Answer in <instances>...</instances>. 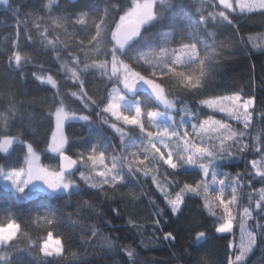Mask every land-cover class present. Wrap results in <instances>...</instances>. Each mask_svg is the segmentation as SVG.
<instances>
[{"label":"snow or ice","instance_id":"1","mask_svg":"<svg viewBox=\"0 0 264 264\" xmlns=\"http://www.w3.org/2000/svg\"><path fill=\"white\" fill-rule=\"evenodd\" d=\"M0 5L8 7L18 18L16 31L9 37V68L17 72L19 81L32 79L46 86L43 91L52 93L49 110L41 117L47 127L38 136L21 140L25 134L16 127L15 120L11 124L6 122L0 129V179L9 183L20 198L31 197L34 190L70 194L82 185L95 190L97 196L107 197L108 189L118 190L128 186L130 180L140 183V176H150L170 209L166 212L150 198L155 209L151 215L156 217L152 220V236L156 241H166L175 247L178 234L163 230L160 217L182 216L187 207L186 197L190 198L191 194L202 199L201 209L213 218L214 233L225 241V253L222 261L207 258V253L197 247L208 239L206 225L193 219L186 225L190 242L184 249L185 264H255L251 257L257 246L264 252V128L255 136L246 130L264 122V100L253 93L251 84L248 92L242 88L223 92L209 90L213 77L207 62L215 57L218 47H228V44L246 54L253 50L264 52V0H209L208 7L213 11H206L204 0H200L191 7L195 8L203 39L191 33L178 40L170 39L167 34L154 36L131 57L125 54L126 48L142 36L146 25L163 16L162 6L170 7L171 0H105L99 14L81 10L69 16L52 15L60 3L48 0L43 5L48 9L47 16L36 11L24 13L32 17L41 42L54 51L59 62L56 71L63 70L70 87L77 89L70 96L82 105L80 112L66 106L60 81L54 74H46L51 68L45 70L40 64L38 69L33 66L30 73L23 70L30 57L21 50V9L13 8L10 0H0ZM241 20L258 23L261 30L246 29L240 25ZM217 21L231 29L228 44L218 42L217 33L209 30ZM49 26L62 30L66 39H73L74 46L61 40L60 35L49 39L52 35ZM77 26L85 34L78 36ZM27 27L25 21L24 30ZM32 40L29 33L25 45ZM61 44L68 60L62 59L58 47ZM89 72L98 73L102 78L104 95L90 94L86 80ZM165 78L178 81L194 101L191 108L183 97L164 86ZM140 89L147 92L150 100L136 95ZM39 103H48V97L40 98ZM11 110H15L14 103ZM216 113L224 114L228 120L217 118ZM67 121L84 122L89 128L107 126L118 136L119 143H104L97 138L96 142L69 154L72 140L65 134ZM229 121H235L236 126ZM240 125L242 129L237 127ZM246 136H251L250 141ZM17 142L23 145L22 162L19 157L13 158ZM40 143L45 147L41 149ZM249 153L253 158L246 161L250 166L246 171L217 172L218 161ZM42 155L55 159V165L42 163ZM189 168L198 169L199 174H180L179 170ZM182 176L193 179L188 182ZM242 190L247 192V204L241 210ZM128 195L138 199L130 187ZM88 204L89 201H82V205ZM111 210L116 216L125 214L119 205ZM67 215L71 219L74 214ZM104 215L101 212V217ZM61 219L55 213L37 214L35 222L43 221L51 230L32 239L21 231L15 213L9 212L0 219V264H66L69 258L83 264L69 239L56 232ZM72 223L80 222L73 220ZM102 223L110 224L112 220H102ZM126 223L130 229L143 234L144 225L135 218L129 216ZM80 228L82 239L89 247L100 246L116 254L124 253L127 259L117 264H142L132 244H121L119 238L104 235L96 224L90 227L80 224ZM18 238L27 241L23 248L16 242ZM25 255L30 259H21Z\"/></svg>","mask_w":264,"mask_h":264},{"label":"trees","instance_id":"2","mask_svg":"<svg viewBox=\"0 0 264 264\" xmlns=\"http://www.w3.org/2000/svg\"><path fill=\"white\" fill-rule=\"evenodd\" d=\"M199 2L200 0H171L170 7L168 5L162 6L164 8L163 16L146 25L142 36L126 48L125 54L129 57L135 56L139 50L145 47L146 40H151L154 36L160 37L167 34L170 39L178 40L181 36L187 38L188 34L191 33L203 39L204 33L202 30H198V20L194 15L195 8L191 7L193 3L199 4ZM10 3L13 8L20 7L21 9V17L19 18L20 28L22 29L20 32L21 50L22 54H27L30 57L29 63L23 70L30 73L33 66H37L38 69L40 64L45 66V70L51 68L52 71L50 73L46 72V74H54L60 81L66 106L71 110L80 112L82 105L79 102H74V99L70 96V92L77 89L70 87L71 82L66 78L63 70L56 71L59 68V62L55 60L54 51L41 42L40 34L35 30L32 23V17L24 15V13L36 11L38 15L47 16L48 9L44 8L43 5L47 4L48 0H10ZM59 3L60 7L54 8L52 11L54 16H69L73 12L81 10L99 14L103 11L105 0H59ZM208 3L209 0H204L205 10L213 11L214 9L208 7ZM25 21L28 22L26 30H24ZM17 22L18 18L13 16L12 11L8 7L0 5V129L5 127L6 122L11 124L15 120L16 127L25 134L21 137V140H23L26 137L38 136L41 130L47 127V123L42 121L41 117L49 110L48 105L51 103L52 93L43 91L46 86H41L32 79H27L24 82L19 81L17 72L8 66L7 55L11 47L9 37L16 31ZM36 22L39 23L40 21ZM240 25L257 32L261 30L258 23L253 24L241 20ZM69 27L71 26L69 25ZM209 30L217 33L218 42L228 44L231 31L229 27L217 21L210 25ZM49 31L52 33L49 39L60 35L61 40H64L70 46H74L73 39H66L62 30H55L49 26ZM75 31L78 36L85 34L79 26L76 27ZM29 33L33 40L25 45V37ZM58 47L61 50L62 59L68 60L69 58L62 51L63 44ZM207 63L209 72L213 77L209 90L223 92L224 90L242 88L245 92H248L251 84L253 93L257 95L258 99L264 100V83H262L264 81V52L253 50L250 54H246L242 51H236L231 44H228V47H218L215 57L210 58ZM86 80L90 94L94 96L105 94L104 83L98 73H87ZM9 85H14V87L9 88ZM164 86L174 95L183 97L189 108L193 106L194 101L191 96L182 89L175 78H165ZM136 95L142 99L150 100L147 92L143 89L138 90ZM45 96L48 97V103L40 104V98ZM13 103L15 104L14 111L11 110ZM205 111L209 110L205 109ZM216 115L220 116L217 113ZM220 117L218 118L228 120V117ZM257 121H259L258 114ZM229 122L236 126L235 121ZM237 127L242 129V125ZM262 128H264V122H258L253 129L246 131L251 133V136H255L261 133ZM33 129L36 130L35 133ZM65 134L71 137L72 140L69 154L78 151L82 146L96 142L97 138H100L104 143L114 145L119 143L118 136L112 133L107 126L89 128L84 122L80 121H67ZM251 136H246L245 139L250 141ZM81 138L83 139L81 140ZM14 147L13 158L19 157L22 162L23 145L17 142ZM39 147L42 149L45 145L40 143ZM117 154L119 153L117 152ZM252 158L251 153L247 156L236 155L218 161L216 170L220 174H223V172H244L250 167L246 164V161ZM41 161L53 166L56 163L55 159H47L44 155L41 156ZM179 172L181 175L185 173L188 175L199 174V170L196 168L181 169ZM75 178L78 180V175ZM181 179H187L188 182H191L193 178L182 176ZM129 187L138 199H133L131 195H128ZM256 187L259 188L260 185L257 184ZM189 195L190 198L186 197L187 207L182 216L178 218L176 215H172L170 219L167 215L160 217L162 220L160 227L163 230H173L178 234L175 247H172L166 241L162 243L156 241L152 236V220L156 217L151 215L155 211L151 200H155L157 205L164 208L166 212L170 209H168L156 186L151 183L150 176H140V183L130 180L128 186L118 190L108 189L107 197L102 194L97 196L95 190L82 185V188L73 189L70 194H52L47 191L34 190L31 197L20 198L11 187L6 186L0 180V219L5 218L9 212L15 213L18 222L21 223V231L26 232L32 239H36L38 236L45 235L47 230H51V226L44 225L43 221L35 222L37 214L55 213L56 216L62 218L56 227V232L63 234L62 238L67 237L69 239L72 250L80 254V260L83 261V264H117L119 261L126 260L127 257L124 253L116 254L100 246L89 247L82 239L80 224L88 227L96 224L104 235L114 239L119 238L121 244H132L133 247L137 248L139 253L138 262H142V264H185L187 257L184 249L188 248L190 242L186 225L196 219L206 225L209 234L208 239L202 240L197 247L207 253V258L210 261H222L225 253V241L218 239L219 234L214 233L213 218L208 215L207 210H202L200 207L203 203L202 199ZM240 197L247 200V192L242 190ZM83 200L89 201V204L82 205ZM78 202L80 203L78 204ZM244 204L246 205L247 201ZM117 205L125 213L124 215L116 216L112 212L111 209ZM97 209L100 211H97ZM101 212L106 215L101 217ZM69 213L74 214L71 219H68L67 214ZM129 216L135 218L137 223L144 225V228L141 229L142 235L136 230L130 229V226L127 225L126 220ZM107 219H111L112 223H102V220ZM73 220H78L80 223L73 224ZM25 221L28 222L25 223ZM83 230L87 231V227ZM157 235H160V233H157ZM141 241H143V245ZM16 242L21 248L27 243L26 240L19 238ZM174 252L176 255H173ZM21 259L26 260L30 257L25 255ZM251 259L255 264H264V252L260 250L259 245ZM66 264H79V261H72L69 258Z\"/></svg>","mask_w":264,"mask_h":264},{"label":"rangeland","instance_id":"3","mask_svg":"<svg viewBox=\"0 0 264 264\" xmlns=\"http://www.w3.org/2000/svg\"><path fill=\"white\" fill-rule=\"evenodd\" d=\"M217 114H220V116H223V117H227V116H225L224 114H222V113H217ZM216 115V114H215ZM220 116H218V115H216V117L218 118V117H220ZM221 118V117H220ZM219 118V119H220ZM223 119V118H222ZM6 186H9V187H11V185L9 184V183H7V182H5L3 179H0ZM12 188V187H11ZM14 190V189H13ZM43 191H47V192H49L48 190H43ZM245 201H247V200H243V198L242 197H240V205H241V210H242V207L243 206H246L245 204H244V202Z\"/></svg>","mask_w":264,"mask_h":264}]
</instances>
